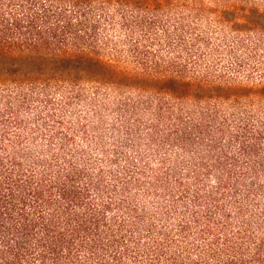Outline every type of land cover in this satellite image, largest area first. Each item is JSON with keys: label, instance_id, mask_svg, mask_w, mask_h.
Listing matches in <instances>:
<instances>
[{"label": "trees", "instance_id": "trees-1", "mask_svg": "<svg viewBox=\"0 0 264 264\" xmlns=\"http://www.w3.org/2000/svg\"><path fill=\"white\" fill-rule=\"evenodd\" d=\"M0 264H264V0H0Z\"/></svg>", "mask_w": 264, "mask_h": 264}, {"label": "rangeland", "instance_id": "rangeland-1", "mask_svg": "<svg viewBox=\"0 0 264 264\" xmlns=\"http://www.w3.org/2000/svg\"><path fill=\"white\" fill-rule=\"evenodd\" d=\"M19 56H12L11 54L1 55L0 53V63L1 67H14L20 64Z\"/></svg>", "mask_w": 264, "mask_h": 264}]
</instances>
